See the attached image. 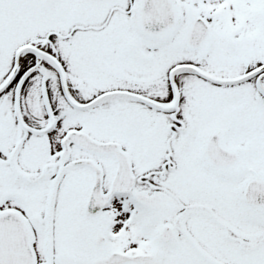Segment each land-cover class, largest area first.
Listing matches in <instances>:
<instances>
[{
    "label": "snow or ice",
    "instance_id": "1",
    "mask_svg": "<svg viewBox=\"0 0 264 264\" xmlns=\"http://www.w3.org/2000/svg\"><path fill=\"white\" fill-rule=\"evenodd\" d=\"M0 264H264V0H0Z\"/></svg>",
    "mask_w": 264,
    "mask_h": 264
}]
</instances>
